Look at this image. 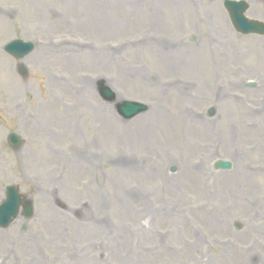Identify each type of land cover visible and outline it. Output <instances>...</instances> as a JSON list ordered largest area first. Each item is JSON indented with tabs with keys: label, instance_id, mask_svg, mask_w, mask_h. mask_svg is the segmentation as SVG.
<instances>
[{
	"label": "rangeland",
	"instance_id": "374dc122",
	"mask_svg": "<svg viewBox=\"0 0 264 264\" xmlns=\"http://www.w3.org/2000/svg\"><path fill=\"white\" fill-rule=\"evenodd\" d=\"M98 79L148 109L120 118ZM10 184L33 214L0 264H264V36L222 0H0V202Z\"/></svg>",
	"mask_w": 264,
	"mask_h": 264
},
{
	"label": "water",
	"instance_id": "95a60500",
	"mask_svg": "<svg viewBox=\"0 0 264 264\" xmlns=\"http://www.w3.org/2000/svg\"><path fill=\"white\" fill-rule=\"evenodd\" d=\"M223 6L226 9L229 19L235 29L242 33H257L264 35V23L258 20L249 19L244 15L247 8V3L242 0H224ZM33 45L29 42H23L21 40H14L8 44L5 49L17 58H21L27 54ZM19 71L24 74V68L20 67ZM98 92L102 99L108 103H113L115 101V94L112 90L104 85L103 80H98ZM116 112L119 116L124 119H129L140 112H144L147 106L143 103L136 101L123 100L116 103ZM213 114V110H209V115ZM9 144L18 149L22 143V139L15 133H12L8 137ZM231 163L229 161L217 160L214 163L215 169H229ZM175 168L172 167L171 171ZM6 199L0 204V227H6L13 218L16 217L19 207L22 205L23 214L28 218L32 215V203L30 200L23 199L15 186H8L6 188Z\"/></svg>",
	"mask_w": 264,
	"mask_h": 264
}]
</instances>
